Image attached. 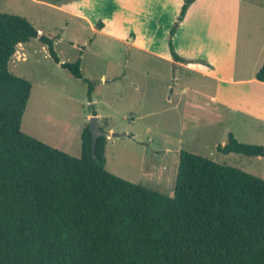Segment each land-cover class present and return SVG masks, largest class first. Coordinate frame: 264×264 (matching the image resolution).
Returning <instances> with one entry per match:
<instances>
[{"label": "trees", "instance_id": "1", "mask_svg": "<svg viewBox=\"0 0 264 264\" xmlns=\"http://www.w3.org/2000/svg\"><path fill=\"white\" fill-rule=\"evenodd\" d=\"M195 1L168 37L177 62L173 36ZM38 37L26 18L0 11V264H264V179L182 151L170 197L109 172L107 137L94 155L89 125L80 158L22 131L32 85L9 62ZM39 40L60 64L53 40ZM61 66L91 100L80 61ZM255 78L264 83V64ZM219 151L264 157L233 134Z\"/></svg>", "mask_w": 264, "mask_h": 264}, {"label": "rangeland", "instance_id": "2", "mask_svg": "<svg viewBox=\"0 0 264 264\" xmlns=\"http://www.w3.org/2000/svg\"><path fill=\"white\" fill-rule=\"evenodd\" d=\"M178 1L171 0L163 10V0H0L1 12L24 17L39 31V37L21 44L9 62L11 72L32 85L22 131L80 158L83 128L98 111L100 128L110 136L120 135L107 137L106 169L170 197L182 151L264 179V157L219 151L230 134L264 147L260 120L213 105L216 85L211 79L126 42L131 34L163 53L168 45L164 24ZM76 10L97 18L102 26L105 20L109 31L123 40L96 32ZM43 35L53 40L60 64L39 40ZM263 39L264 0H242L239 55L250 44L247 67L262 59ZM78 61L84 79L95 84L96 105L90 102L88 84L61 66ZM123 72L127 79L119 77Z\"/></svg>", "mask_w": 264, "mask_h": 264}, {"label": "crops", "instance_id": "3", "mask_svg": "<svg viewBox=\"0 0 264 264\" xmlns=\"http://www.w3.org/2000/svg\"><path fill=\"white\" fill-rule=\"evenodd\" d=\"M170 1L163 0V10L170 6ZM184 2L185 0H179L172 10L170 19L165 21L163 28L165 45H167V36L169 37ZM241 5L242 0H196L189 7L184 20L173 36L174 49L185 60L184 62L175 61L169 44L163 53H158L153 48L145 46L137 36L132 35L130 38V34L126 42L138 49L153 53L169 63L178 65L177 67L192 70L211 79L216 85V91L211 96L213 105L226 107L232 112H242L255 120H260L264 125V83L255 78L264 64V55L252 68L247 67L252 52L250 44H247L239 55ZM74 13L85 19L96 32L123 40L119 33L109 31L105 20L103 28L96 30L97 18L93 20L77 10ZM261 47L263 52L264 39ZM246 68L248 72H244ZM119 77L127 79L128 76L123 72ZM130 84L136 89L135 81H130ZM94 98L93 93L90 102L96 105ZM95 113L96 115L92 113L89 116H98L100 124L101 115L98 111Z\"/></svg>", "mask_w": 264, "mask_h": 264}, {"label": "water", "instance_id": "4", "mask_svg": "<svg viewBox=\"0 0 264 264\" xmlns=\"http://www.w3.org/2000/svg\"><path fill=\"white\" fill-rule=\"evenodd\" d=\"M89 129L93 138V154L95 155V150L97 146V142L100 136L105 137H120V135L113 133L111 136L108 135L105 131H103L99 126V118L97 116H93L91 118V122L89 124Z\"/></svg>", "mask_w": 264, "mask_h": 264}]
</instances>
